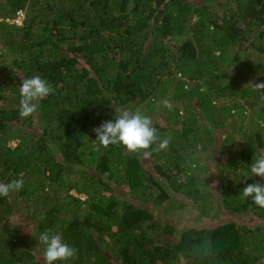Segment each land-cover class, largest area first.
<instances>
[{
	"label": "trees",
	"instance_id": "1",
	"mask_svg": "<svg viewBox=\"0 0 264 264\" xmlns=\"http://www.w3.org/2000/svg\"><path fill=\"white\" fill-rule=\"evenodd\" d=\"M253 32L255 42L243 44ZM35 75L54 91L21 118V83ZM252 75L262 82L264 0H0V182L24 180L0 198V264H45L38 238L46 231L78 249L55 264H264V208L240 195L246 184L264 183L246 175L264 155V91L254 90ZM164 98L175 124L185 114L181 140L162 134L167 150L153 144L150 156L122 144L96 150L94 128L144 104L160 114L157 134L170 129L169 118L161 126ZM197 112H211L209 124L202 118V147L189 138ZM236 113L245 139L219 165L216 185L230 213L221 221L220 210L210 217L217 192L191 187L201 169L181 165L223 146L217 132L230 135L220 126ZM126 186L132 200L119 193ZM171 202L196 206L198 220L182 228L166 220ZM252 212L262 219L256 226ZM203 217L218 224L207 227Z\"/></svg>",
	"mask_w": 264,
	"mask_h": 264
},
{
	"label": "clouds",
	"instance_id": "2",
	"mask_svg": "<svg viewBox=\"0 0 264 264\" xmlns=\"http://www.w3.org/2000/svg\"><path fill=\"white\" fill-rule=\"evenodd\" d=\"M253 88L256 91H264V82H254ZM54 89L41 76L35 75L23 79L20 87L19 116L29 118L39 109V101L43 100ZM159 106L171 109L169 99L159 101ZM98 141L97 151L100 146L107 148L109 145L122 144L129 152L151 155L153 144H158L157 151L167 150L170 144V137L161 138L153 127L152 118L143 114L140 110L123 111L114 120L103 121L93 129ZM246 175L258 177L264 180V155L253 158ZM24 180L13 179L10 182H0V198H8L12 194L22 190ZM244 199H251L252 203L259 208H264V183L253 182L246 184L240 191ZM38 242L45 246L43 258L45 264H55L56 261H68L77 255L78 249L69 245L62 236L44 232L40 234Z\"/></svg>",
	"mask_w": 264,
	"mask_h": 264
},
{
	"label": "rangeland",
	"instance_id": "3",
	"mask_svg": "<svg viewBox=\"0 0 264 264\" xmlns=\"http://www.w3.org/2000/svg\"><path fill=\"white\" fill-rule=\"evenodd\" d=\"M19 20L23 21V19H21V18ZM21 21L19 22L18 20H16L15 23H21ZM240 24H241V22H239L238 26ZM256 33L257 32H253V34L247 35V37L245 38L246 40L243 41V44L255 42V34ZM240 54L244 55V53L242 51H240ZM216 55L218 56V52ZM259 57H261V56H259ZM233 58H235V54L232 53V56L230 57V61H232ZM254 64L255 65H252V68L255 70L258 67V65H257L258 63H254ZM234 66L236 67V64H234ZM230 69H231V67H230ZM251 74H252V72L250 73V75ZM250 79L254 83L255 81L258 80V76L252 75L250 77ZM263 81H264V77L262 79V82ZM222 102H223V104H229L231 102V100L229 98H224L222 100ZM242 104H243V108L248 113V106L245 103V101H243ZM140 110H143L144 113H147L148 116H150L152 118V121L154 122V124L156 123L159 125L160 119L158 120V117L160 114L156 109L148 107L147 104H144L140 108ZM154 110H156L157 112ZM160 111H161V115H162L161 120L163 121V119H164L163 123H161V126L163 127V126L167 125V123H168V122H166V118L170 119V114H172L173 112H167L168 110L166 111V109L164 107H161ZM234 111H232V114H234ZM209 113H211V112H203V113L197 112L199 120L195 123L194 122L191 123L188 121V126L194 130V133L189 138L190 139H196V144H199V146H201V147L203 146L202 145L203 143H202V140L199 139V137L201 136L202 124L204 123V121H202V118H203V120H205V124H209L210 123V120H209L210 114ZM178 115H179V119H181L180 123L185 118V121L183 123V127H185V124L187 122L185 114L182 111H179ZM223 115L224 114H221V116H223ZM235 116H236L235 119L231 118V120H229L230 123L228 121L227 125L220 126V127H222V129H225L228 131L233 130V132H231L230 135H228L227 133H224V131H218L217 132V133H219L218 136L220 138L217 142L225 143V144H223V146H219L218 149H215V150H210V148H208L207 150H210V151H207L208 153L206 154V159H204V160H202L201 158H198V157H192L191 159L186 158L184 160V165H181V167L184 168L185 170L188 169V167L191 168V166H193L192 167L193 171L201 169L198 171L199 173L197 171H194L195 173H198V184L197 185L192 184L191 187L193 189L194 188L199 189V192L201 194H205V193L212 194V192H217V195H214L212 197V200L210 203V212H211L210 217L214 218L215 215L217 217V214H219V210H220L221 212H223V215L221 216V219H220L221 221L229 220L228 214H230V213H227V209L224 207L225 203L223 202V196L222 195L226 191L224 190V192H223L219 188L217 189V187H220V186L216 185V183L219 184V177L217 175L219 170L221 169V168H219V165L221 164V162L225 163L228 160V158L237 155V153L240 150V147L242 146L244 139H245L244 136L238 134V131H237L238 128L236 129L235 120H237L239 118L237 117V113ZM175 120L176 119H170V121L172 123L170 126L171 128L164 130V131L161 130L158 133V135H160V137H161L162 134H166V135H170L171 138L175 135L179 138V140H181L183 138L182 134L184 133V131L181 129H178L181 127V124L180 123L175 124L174 123ZM231 122H233V123L231 124ZM240 123L241 122L238 121L237 125H239ZM200 126H201V129L197 135L196 129L199 128ZM174 130H178V132L172 134V132ZM17 143H18V141L12 142L11 146L15 147ZM209 161H211L212 163H209L208 167L204 169L203 165L207 164V162H209ZM197 165H200V167L198 168ZM146 167H147V169L149 168L148 165H146ZM209 169H210V171H208ZM150 171H151V169H150ZM174 173H176V172H174ZM180 174L181 173H179L178 177L180 176ZM158 175L161 176L162 179H165L162 174L158 173ZM40 177L44 178L46 176L41 175ZM180 179L183 182L185 181L184 178H180ZM234 179H235V176L231 175L230 180H234ZM128 191H129V188H128V186H126L123 189H121L119 191V193H120V195L125 196V198H130L132 200V197L129 196V193L126 194ZM70 194H73L76 197L81 198L83 201L87 200V196H85L83 194L82 195L77 194L75 191H71ZM215 199L217 201H215ZM193 203H194V199H190L185 204L189 205V204H193ZM200 203H201V201L197 202V205H200ZM166 204H168V203H166ZM170 205L171 206L169 207V210L165 213V219L169 220L171 222H177L178 224H180L181 228L185 227L191 221H197L198 218L195 216V214L201 213V211L199 209H197L196 206H194L192 212H189L187 209H185V210L179 209L178 208L179 207L178 202H176V203L171 202ZM255 214L252 212L250 214L251 220L248 221V222H252L253 226H256L258 222L262 221L260 216L259 215L257 216ZM203 220L206 221L207 227H213L216 224H218V220L217 221L216 220H210L206 217H203ZM30 228H31V232H34V226L30 225ZM22 229L25 230V228L23 226H22Z\"/></svg>",
	"mask_w": 264,
	"mask_h": 264
}]
</instances>
